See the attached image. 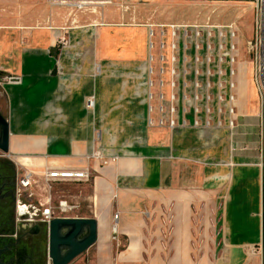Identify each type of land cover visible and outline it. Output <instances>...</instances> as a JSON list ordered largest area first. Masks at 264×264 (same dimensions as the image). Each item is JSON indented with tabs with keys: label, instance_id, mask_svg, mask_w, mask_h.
I'll list each match as a JSON object with an SVG mask.
<instances>
[{
	"label": "crops",
	"instance_id": "crops-1",
	"mask_svg": "<svg viewBox=\"0 0 264 264\" xmlns=\"http://www.w3.org/2000/svg\"><path fill=\"white\" fill-rule=\"evenodd\" d=\"M133 1L123 8L81 10L54 0H0V74L22 79L0 86V111L10 127L8 157L20 172L89 169V180L57 183L52 195L84 204L73 216L97 219L98 240L89 249L93 264L149 253H169L177 259L171 264H183L179 259L194 251L201 199L217 195L229 206L230 223L243 226L255 211L256 196L262 206L264 172L224 147L221 138L231 129L194 125L193 108L184 109L182 84L179 124H156L160 102L147 95V23L154 16L149 8L137 10ZM137 14L142 23L135 25ZM160 65L152 64L153 79ZM236 81L240 101L245 81L240 74ZM165 91L170 94L169 85ZM163 104L168 110L169 103ZM213 130H226L214 133L217 146L208 139ZM225 158L235 165L216 163ZM42 187L34 189L37 197ZM124 260L116 264H130Z\"/></svg>",
	"mask_w": 264,
	"mask_h": 264
},
{
	"label": "built area",
	"instance_id": "built-area-1",
	"mask_svg": "<svg viewBox=\"0 0 264 264\" xmlns=\"http://www.w3.org/2000/svg\"><path fill=\"white\" fill-rule=\"evenodd\" d=\"M251 2L254 10L253 36L249 41L253 54L252 80L264 119V0ZM133 23L136 24V21L133 20ZM147 27L150 63L147 95L149 101L157 98L160 102V114L156 124L161 127L168 125L171 128L179 124L178 104L181 86L184 85V109L186 110V106L193 108L196 115L193 123L196 127L226 126L231 130L236 129L240 107L236 77L241 71L239 66H236L237 60L234 56L237 50L233 43L237 35L236 24L216 27L217 34L196 25L147 24ZM157 61L161 63L158 69L159 77L153 79L151 76L156 75V71L152 64ZM168 62L170 68L167 67ZM166 75L170 76L168 81L164 77ZM21 80V76L10 72L0 74V86L17 84ZM168 85L171 89L169 95L165 91ZM164 102L169 103L168 110H165ZM89 106H94L93 100H89ZM149 110L153 112L155 106L150 104ZM149 122L150 125L155 124L152 118ZM0 154L5 155L1 150ZM89 179L88 168L45 167L39 172H19L17 206L20 221L49 224L54 217L67 216L77 206L66 199L56 201L52 195L55 185ZM41 183L43 193L37 197L34 189ZM261 217L264 224V182ZM48 264H52L50 259Z\"/></svg>",
	"mask_w": 264,
	"mask_h": 264
},
{
	"label": "rangeland",
	"instance_id": "rangeland-1",
	"mask_svg": "<svg viewBox=\"0 0 264 264\" xmlns=\"http://www.w3.org/2000/svg\"><path fill=\"white\" fill-rule=\"evenodd\" d=\"M61 4L75 6L76 9H93L94 6H108L123 8L133 0H54ZM46 2V1H45ZM105 4V5H102ZM125 5V6H124ZM136 9L139 7L151 9L154 16L148 20L147 24H181L188 26H200L202 29L210 30L217 34L218 26L236 24L237 35L233 43L236 46L237 64L240 68L241 79L245 81L240 93V116L239 127L232 130V134H224L221 138L226 149H231L233 156L244 157L245 161H251L257 165L258 170L264 172V119L262 117L259 104L254 95L252 81V58L253 54L249 48V41L253 36L254 10L251 0H136ZM80 7V8H79ZM82 13V12H81ZM90 13L83 12V16L90 18ZM94 16L101 17L94 13ZM116 16H112L115 18ZM117 20V18H116ZM122 24L127 23L126 18L118 19ZM137 23H142V19L136 18ZM133 23V22H132ZM135 24V23H134ZM138 25V24H135ZM222 30H225L222 28ZM15 37V36H13ZM12 41V40H11ZM158 53V51H157ZM156 63V62H155ZM4 65L1 68H8ZM226 132V130H213L208 134V139L217 146L219 141H215L214 133ZM220 137H218L217 140ZM213 145V146H214ZM231 147V148H230ZM227 162L233 167V159L225 158L217 164ZM264 175V174H263ZM260 181V180H259ZM264 182V176H263ZM261 183V181H260ZM263 187V184H262ZM222 199L217 195L202 198L197 204L194 219V242L190 257L180 258L183 264H262V206L258 196L254 201V209L251 217L247 219L243 226H236L231 218L229 206H223ZM75 206H84L80 203H72ZM79 208L67 216L77 215ZM75 213V214H74ZM237 221V220H236ZM239 222V221H238ZM246 224V225H245ZM234 226V227H233ZM120 247L123 244L119 245ZM150 253L141 259L124 260L112 258L111 264L124 260L130 264H171L177 259L169 253ZM94 253L88 250L74 259L70 264H93Z\"/></svg>",
	"mask_w": 264,
	"mask_h": 264
},
{
	"label": "flooded vegetation",
	"instance_id": "flooded-vegetation-1",
	"mask_svg": "<svg viewBox=\"0 0 264 264\" xmlns=\"http://www.w3.org/2000/svg\"><path fill=\"white\" fill-rule=\"evenodd\" d=\"M19 172L8 155L0 154V264H48L47 226L18 217Z\"/></svg>",
	"mask_w": 264,
	"mask_h": 264
},
{
	"label": "water",
	"instance_id": "water-1",
	"mask_svg": "<svg viewBox=\"0 0 264 264\" xmlns=\"http://www.w3.org/2000/svg\"><path fill=\"white\" fill-rule=\"evenodd\" d=\"M0 150L5 155L10 153L9 122L1 111ZM45 225L48 234V257L52 264H70L98 240V221L94 217H54L49 224ZM262 229L261 252L262 264H264V224Z\"/></svg>",
	"mask_w": 264,
	"mask_h": 264
},
{
	"label": "trees",
	"instance_id": "trees-1",
	"mask_svg": "<svg viewBox=\"0 0 264 264\" xmlns=\"http://www.w3.org/2000/svg\"><path fill=\"white\" fill-rule=\"evenodd\" d=\"M58 52H59V49L56 51V53H55V54L57 55V54H58Z\"/></svg>",
	"mask_w": 264,
	"mask_h": 264
}]
</instances>
